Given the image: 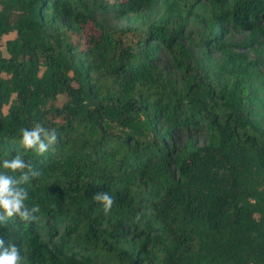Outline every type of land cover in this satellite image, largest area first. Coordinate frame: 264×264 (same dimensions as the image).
I'll return each instance as SVG.
<instances>
[{"label":"trees","instance_id":"1","mask_svg":"<svg viewBox=\"0 0 264 264\" xmlns=\"http://www.w3.org/2000/svg\"><path fill=\"white\" fill-rule=\"evenodd\" d=\"M148 1L0 0V172L19 178L2 167L19 151L39 173L20 185L37 219L0 221L21 264H264V130L252 118L264 96L251 56L213 34L230 25L264 35V0H166L133 44L102 20ZM201 1L209 19L192 11ZM192 15L207 25L205 53L223 54L211 75L185 63ZM154 43L172 55L181 85L159 70ZM35 122L57 133L43 155L20 144ZM182 130L203 141L176 146ZM97 192L115 200L107 215ZM44 219L60 231L53 243Z\"/></svg>","mask_w":264,"mask_h":264},{"label":"rangeland","instance_id":"2","mask_svg":"<svg viewBox=\"0 0 264 264\" xmlns=\"http://www.w3.org/2000/svg\"><path fill=\"white\" fill-rule=\"evenodd\" d=\"M166 0H149L136 13L117 14L112 12L104 16V23L112 29H115L117 35L124 38L126 43L133 44L143 35L145 29L151 23L162 18ZM194 14L209 19V5L201 1L194 5L192 9ZM207 31V25L204 21L195 16H190L184 25L182 34V43L189 56L186 57L185 63L191 74L195 73L196 64L211 75L217 71L224 62L223 54L220 49H212L210 55L205 53V45L202 43V35ZM214 41L224 44L229 50L244 51L248 53L255 61V88L264 96V35H255L250 30H238L232 26H214ZM15 35V33H14ZM156 48L155 54L158 56V67L162 74L181 85V71L173 59L172 55L166 51L162 45L153 44ZM4 54H7L4 51ZM67 100L66 94L58 96L55 104L62 106ZM7 110V107L4 108ZM254 122L264 130V108L256 104L252 114ZM203 133L200 131L182 130L175 135L176 146H182L188 140L196 143L203 141ZM55 224L51 220L44 219L40 222L41 231L45 233V238L53 243L59 237L60 231H55ZM50 232L53 234L50 235ZM98 264H114L108 260H101Z\"/></svg>","mask_w":264,"mask_h":264},{"label":"clouds","instance_id":"3","mask_svg":"<svg viewBox=\"0 0 264 264\" xmlns=\"http://www.w3.org/2000/svg\"><path fill=\"white\" fill-rule=\"evenodd\" d=\"M22 138L20 144L26 149H34L38 155L46 153L57 141L55 129L45 128L40 122H35L31 129H21ZM2 167L11 172H20L19 178L0 172V221L4 217H19L23 221L36 220L35 213L40 211L39 205L31 208L26 206L25 201L29 198L27 189L20 185L28 183L30 179L39 173L32 171L31 165L20 155L19 151L12 159L3 160ZM28 169L29 171H25ZM92 199L99 205L107 215L113 204L114 198L108 192H97ZM140 216H137L139 221ZM20 248L10 242L5 247V242L0 238V264H21Z\"/></svg>","mask_w":264,"mask_h":264},{"label":"crops","instance_id":"4","mask_svg":"<svg viewBox=\"0 0 264 264\" xmlns=\"http://www.w3.org/2000/svg\"><path fill=\"white\" fill-rule=\"evenodd\" d=\"M14 33H15V35H16V32H10V33L5 34V35L3 36V45H2V51H3V53H4V51H6V48H5V45H4L5 41H6L7 39H9V38H13V37H15ZM6 53H7V51H6ZM4 55H7V54H4Z\"/></svg>","mask_w":264,"mask_h":264}]
</instances>
